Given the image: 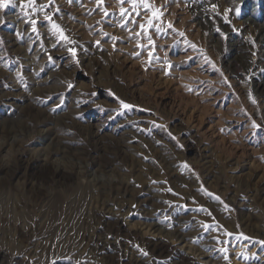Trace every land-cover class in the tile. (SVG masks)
Listing matches in <instances>:
<instances>
[{
  "label": "rangeland",
  "instance_id": "rangeland-1",
  "mask_svg": "<svg viewBox=\"0 0 264 264\" xmlns=\"http://www.w3.org/2000/svg\"><path fill=\"white\" fill-rule=\"evenodd\" d=\"M239 1L0 8V125L23 126L0 131V264H264V69L239 25L264 0Z\"/></svg>",
  "mask_w": 264,
  "mask_h": 264
},
{
  "label": "bare ground",
  "instance_id": "bare-ground-1",
  "mask_svg": "<svg viewBox=\"0 0 264 264\" xmlns=\"http://www.w3.org/2000/svg\"><path fill=\"white\" fill-rule=\"evenodd\" d=\"M253 9H254V7L250 8V10L248 12L249 13L248 16H246V18L244 20L240 21L239 25H240L241 29H243L244 32L250 33L251 37L254 39V41H251V40H248V42L245 41L247 44L246 50L248 52V57H249V54L257 56V58L259 59V61H258L259 68L264 69V18L261 21L257 22L256 16H253L254 15ZM239 46H240V42H238L237 40L233 42V44L231 45V48H232L233 52L235 50L234 53H238L237 51L239 49ZM232 59H236V56H234ZM250 71H252V70H250ZM251 82H252V86L250 89H251L252 94L255 95L258 99L264 100V76L262 77V79L261 78L258 79V81L251 80ZM3 125H5V124L3 123L2 125H0V131H4L3 133H5L6 135H10V136L12 135L14 137L16 134H19L18 133L19 130L21 131V129L23 127L20 124H7L5 126H3ZM25 126H26V124H25ZM20 155L21 154L18 153V156L16 158H14V161H16V162L20 161V160L22 161L23 158ZM40 169H42V170H39V172L41 171V173L40 174L37 173L38 174L37 177L39 178V180H42L45 182H47V178H50V179L56 178L58 181L62 180L65 182L70 180V179L72 180V177H71L72 175L70 176L67 173L68 170H66V169H63L60 167H54L51 169L50 172H47L45 170V168H43V166ZM12 170H14V169H11L9 162H5L3 164H0V171L1 172L8 173L9 171L11 172ZM47 174H49V176H47ZM180 264H181V261H180Z\"/></svg>",
  "mask_w": 264,
  "mask_h": 264
},
{
  "label": "snow or ice",
  "instance_id": "snow-or-ice-1",
  "mask_svg": "<svg viewBox=\"0 0 264 264\" xmlns=\"http://www.w3.org/2000/svg\"><path fill=\"white\" fill-rule=\"evenodd\" d=\"M13 3V0H0V8H8L9 6H11V4ZM148 5L145 4V7H147ZM213 7L215 8L216 6L213 5ZM237 12H239V9H236ZM125 12V9L121 8V13L123 14ZM156 15V13H154V16ZM46 19H50V17H46ZM33 23V30L35 31V21H32ZM171 26V25H169ZM58 27V26H57ZM143 27V25H142ZM121 103H123V101H121ZM124 107H129L128 105H124ZM255 127H259V125H254ZM170 191V189H169ZM261 243H264V241H261Z\"/></svg>",
  "mask_w": 264,
  "mask_h": 264
}]
</instances>
